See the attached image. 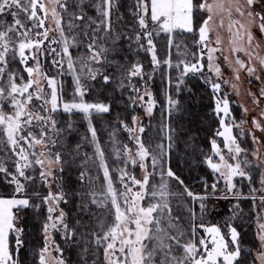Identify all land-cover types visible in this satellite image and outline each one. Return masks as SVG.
Masks as SVG:
<instances>
[{
    "label": "snow or ice",
    "instance_id": "snow-or-ice-1",
    "mask_svg": "<svg viewBox=\"0 0 264 264\" xmlns=\"http://www.w3.org/2000/svg\"><path fill=\"white\" fill-rule=\"evenodd\" d=\"M52 4L51 18L55 28L50 29L45 27V20L49 15V10L45 4L40 3V0H0V17L11 16L12 22L9 23L4 19H0V131L6 137V144L12 155L16 157L14 161V170L9 171L4 161H0V174H3L6 182L13 186L14 191L11 198L0 197V264H19L18 260L13 259L9 250V235L15 232L16 252L19 253L23 247L24 241L22 238L23 229L16 227L17 216L14 215V209H27L29 207L40 209L42 206L47 208V216L42 225V231L45 238L44 248L40 251V264H48L45 258V253L50 254V237L55 232H60L65 241H74L77 239L76 228L90 227L88 221L82 223L81 220L76 221V225L69 228L66 223V213L60 209L61 202H67V193L63 190L61 184L62 177L57 176V171L63 172L64 168L57 169V165L65 163L63 153L51 151L57 143L52 138L50 133L57 132V122L52 118L53 114L58 109V94H57V80L55 76H47V74L40 72L38 56L53 55L59 59H53V66L57 69L58 74H63V67L65 58L67 59V68L70 72L75 73V63L70 48L84 45L89 53L86 59H82L81 73L88 79L95 81L102 78L104 85L113 83V78L106 70H102L104 65L109 67L115 66L121 72V76L117 81V87L122 90L131 89V94L128 97V108L135 109L137 106L143 107L145 114L152 116L154 107L156 105L155 98L150 91H141L139 87L132 84L134 78L144 79L143 65L139 62L133 63L131 67L124 72V65L115 60H109V55H115L123 51L118 46V42L122 38H126L129 43V50H131V42L138 45L136 51L143 49L151 53L152 64L155 68L159 67L160 61L156 54V45L154 44V35L158 36L161 32L171 34L175 29H181L187 33L196 34L197 14L207 13V17L202 20L198 28L199 39L194 41L196 47L199 48V58L193 54L195 63L189 64L186 60H181L176 67L179 69L183 65V71L178 78L177 89L184 82V76L189 73L202 74L204 53L207 52V59L209 61V72L213 71L212 65L214 63L213 54L220 51L219 48L210 47V34L213 31L214 17L227 11L230 23L229 32L232 34L233 45L231 51L235 55L238 52H244L248 57L246 64L238 56L235 59V64L238 68H234L236 72V79H239V70L245 69L250 77L255 76L257 80L261 79L257 75L258 70H264V56H260L252 49L259 48V42L253 34V28H258L264 34V0H135L133 17L138 24L139 31L132 29L133 36L128 35L124 37V33L116 32L112 24V9L115 0H100L95 5L96 11L100 19L87 16L84 11L86 0H75L72 5L77 11L69 13V31H73L83 25L82 33H75L71 38L65 35L62 26V14L68 13L69 0H49ZM44 12V17L38 16L37 10ZM59 9V11L57 10ZM233 13L243 18L232 19ZM21 14L27 17V20L32 23L31 28H26L21 20ZM79 21L80 23H75ZM149 22H151V30L149 29ZM95 25V27H93ZM237 27V30L232 33V28ZM220 27H223V20H221ZM39 29H44L40 32ZM36 31L35 37L31 35ZM50 31H57L60 34V39L50 37ZM22 37L18 44L12 40V35ZM84 37V40L80 39ZM247 38L248 46L244 47L243 41ZM85 41L87 43L85 44ZM100 41H110L111 47ZM146 41V45L142 43ZM47 42V47L45 44ZM174 41L169 36L168 45L171 47ZM217 45L221 43L219 37L215 41ZM62 45L58 52L55 47L51 45ZM179 47V46H177ZM31 53L30 55L26 54ZM18 57L19 64L23 66V72L28 74V79L25 81L24 76L17 71L10 69V64L16 62ZM125 61L127 57H124ZM224 59H228L227 56ZM36 60V67H29L28 61ZM253 61L256 63L253 64ZM171 66V60L164 62ZM99 65V67H93ZM258 66V67H257ZM87 68L85 72L84 69ZM215 73L219 77L220 66L216 64ZM34 75L36 78L34 79ZM5 77L7 79L5 80ZM41 80H46L49 93L41 84ZM75 90L73 95L80 97V102H70L63 104L65 112H71L73 109L79 110L85 114H90L91 111L96 113H107L110 111V105L104 103H86L83 97L88 88L81 83V75L73 76ZM19 81V82H18ZM127 82V83H125ZM227 82V81H225ZM147 85L145 83V89ZM235 87V85H233ZM211 88L214 93H219L221 90L220 83H211ZM261 96H264V88L261 89ZM34 101H40L38 106H33ZM258 102V101H256ZM216 114L223 112L225 115L229 114V102L225 97L223 100L217 95L215 97ZM167 104L169 109L178 108L179 101L173 100L171 96L167 97ZM222 104V107H221ZM50 105V107H48ZM7 106L10 111L5 112L4 107ZM51 125V128L48 125ZM119 124L125 131L129 133L131 140L136 142L138 150L131 154V150L125 145V151L130 153L127 162L133 166L139 163V167L145 170L143 180H138L134 176L131 177L132 184L138 186L141 190L133 192V189L127 184L124 187L127 191L124 195V207L122 209L119 202V197L113 188V183L109 174L107 166L103 162V152L97 144V153L101 157V166L104 168V179L107 181V189L104 193H96L95 191L89 193L79 194L81 200H89L88 203H81L78 208L81 213L86 216L91 215V208L93 206L104 208L107 211L114 209V220L105 230L104 223L101 220L90 233L82 235L90 236L91 240L86 241L94 245L97 249L103 247L104 258L106 264H240V259L243 255L244 249L241 247L240 234L237 228L229 225L230 239L221 233V229L215 225L205 227L201 222L200 228L204 230L206 235L199 239V247L195 242L196 213L193 207L185 205L187 212L193 222L191 232L193 239L188 243L182 244L185 233L179 231L181 217L173 215V209L170 205V197H185L193 202L199 203L201 213L206 211V204L210 195H215L218 189V183H213L210 187L212 193H207L209 185L204 182L205 194H194L169 167L167 172L161 171V183L159 185H151L149 192L151 177L155 175V169L164 166V145L157 146L160 155H151L149 150L137 135L145 132V127L141 124L139 116H132V124L129 126L125 121H119ZM220 124L224 131L217 132L216 135L224 138L225 147L228 148L230 155L228 159L236 162L229 163L223 155L220 154L216 140L211 141L213 156H219L221 163H214L213 156L205 158V162L213 172L219 173V178L225 182V192L234 193L236 185L233 183L235 177L241 179L247 178L249 182L252 176L247 169L250 167H259V164L253 165V162L243 156V149L237 144L235 137L231 136V127L225 124L223 118L220 119ZM256 127L260 125L253 120ZM39 126L38 133L33 132V126ZM71 127V125H69ZM91 128V126H90ZM167 129L166 139L168 140V149L172 147V132L173 129L169 125H165ZM264 130V129H262ZM27 131V135H24ZM93 140H95V130L91 129ZM27 145V148L24 146ZM41 146V151L36 152V146ZM235 145V148L232 147ZM79 146H77L78 151ZM32 149L33 151H29ZM257 161L260 160L258 150L253 153ZM31 157V158H30ZM243 157V158H241ZM146 158L151 159V167L153 172L147 171V165L144 162ZM35 165L39 166V183L47 187V194H42L40 191L34 192L31 196L27 195L30 185H34L37 181L35 175H29V169H33ZM85 172H81L80 180H84ZM127 176V172L121 170V181ZM167 176L173 179L183 189V192H171L169 184L164 179ZM260 184L264 191V173L261 174ZM55 187L57 191L53 192L51 189ZM253 193L257 190L252 189ZM129 193H132L129 196ZM98 197H103L102 199ZM111 197V209L108 208L106 201ZM151 197L156 200L155 203H149L146 207L140 202ZM237 198H239L237 196ZM33 199L39 203L33 204ZM256 199L255 196L252 197ZM261 203H264V195L259 197ZM58 213V214H57ZM264 217L257 214V238L260 242L261 248L264 249ZM165 223L167 226L165 227ZM98 229V230H97ZM176 230V235H172L171 231ZM208 236L211 237L210 245ZM56 250L60 251L59 245H56ZM182 249L183 257L174 255V250ZM202 249V251H201ZM87 246L83 249L87 253ZM199 256V258H197ZM257 259L260 264H264V251L257 254ZM57 264H65L63 259L57 261Z\"/></svg>",
    "mask_w": 264,
    "mask_h": 264
},
{
    "label": "trees",
    "instance_id": "trees-1",
    "mask_svg": "<svg viewBox=\"0 0 264 264\" xmlns=\"http://www.w3.org/2000/svg\"><path fill=\"white\" fill-rule=\"evenodd\" d=\"M100 0H86L84 11L87 16L100 19L96 11L95 5ZM75 0H69L68 13L62 14V26L65 34L72 37L75 33L83 32V25L79 28L69 31V13L77 11L72 5ZM135 0H115L111 19L113 28L116 32L124 33V37L128 35L133 36L132 29L139 31L138 24L132 15L134 11ZM197 16H200L197 14ZM200 19V17H199ZM75 23H80L75 21ZM199 24L197 20L196 28ZM95 27V25H93ZM185 36L195 38L194 34L187 33ZM84 40L83 36H80ZM163 40L156 41L158 44L164 42ZM129 41L122 38L118 42V46L123 49L122 52L115 55H109V60H115L124 65V72L131 67L133 63L139 62L143 65L144 79L150 76L149 84L151 93L155 98L156 105L152 116L147 120V127L141 136V140L145 147L149 150L151 155H160L158 145H164V163L166 171L170 167L171 170L183 180L184 184L194 193L198 195L205 194L206 181L209 187L207 193L210 194L211 185L214 183L213 175L205 165V158L212 152L211 140L215 137V133L219 129V119L214 110L213 92L209 86L204 83L197 75H187L184 77V82L178 91L177 83L178 77L176 71L167 69L165 65L167 50L166 45L156 46L157 58L160 61L159 67L154 70L153 64L149 54L143 49L136 51L138 45L131 42V50H129ZM143 43V42H142ZM86 44V42H85ZM105 44L111 47L110 41H105ZM74 59H81L86 57L87 50L84 45L70 48ZM127 57L125 61L124 57ZM47 58V57H46ZM44 58L43 67L46 74L52 71V75L58 76L57 70L52 66L50 61ZM10 69L17 71L24 76L26 81L27 74L23 72L22 66L19 64L17 58L16 62L10 64ZM102 70H106L113 78V83L104 85L102 78L90 82L87 93L84 99L87 101L101 102L110 105V111L107 113H90L87 117L81 112H62L56 111L52 118L57 122V132L54 131L55 140L57 141L51 150L62 152L65 163L59 165L64 168V171L57 172L58 177H62L61 184L63 190L68 194L67 202H61L59 207L65 211L66 223L69 228L76 225L77 220L88 221L90 227L76 228L77 239L74 241H65L63 236L56 235V243L60 247V256L65 264H104L103 247L97 249L94 245L86 243L90 241V236H85V233H90L102 220L105 230L113 222V210L107 211L104 208L93 206L91 208V215L86 216L81 213L78 205L88 203L89 200H81L79 194L89 193L95 191L96 193H104V178L100 174V170L96 168L97 144L103 152L104 164L109 170V174L113 183L121 175V170L137 177L139 174L138 165L130 167L126 158L122 153V145L126 144L131 148L135 147L133 140L128 137L126 131L119 124L123 120L129 126L132 124V116H134V109L128 108V97L131 94V89L122 90L117 87V81L121 76V72L115 66L109 67L104 65ZM58 76V80L62 83L61 96L62 99H69L73 87V81L69 75ZM51 76V75H50ZM7 78V77H5ZM19 82V81H18ZM140 80L134 78L131 83L138 86ZM127 83V82H125ZM171 96L173 100L179 101L178 108L169 109L167 104V97ZM71 125V127H69ZM165 125H169L172 129V147L168 149V140L166 139L167 129ZM91 126V128H90ZM95 130V140H93L92 131ZM77 146H79L77 151ZM7 149V156L5 150ZM6 143L4 142L2 132L0 131V161H4L9 171H13L12 154H10ZM100 156V155H99ZM250 169L255 170L250 167ZM162 171V170H161ZM164 171V170H163ZM81 172H85L84 180H80ZM130 172V173H128ZM165 172V171H164ZM29 175H35L37 181L34 185H30L27 195L31 196L34 192L40 191L42 194H47V187L39 183V166H34L29 169ZM95 174V175H94ZM98 175V176H97ZM91 176L92 178H89ZM95 176H97L95 178ZM256 176H253L250 190L247 185L241 184L239 195H252L251 189H256ZM169 190L171 192H183V189L171 179ZM13 192V186H10L0 174V197H10ZM211 196V195H210ZM207 199L208 203L214 198ZM102 199L103 197H98ZM250 197L243 198V210L248 212V217H242L234 223L237 231L240 234L241 247L244 249L243 255L240 259V264H253V251L258 249V244L255 241L252 224V209ZM33 204L39 201L33 199ZM108 208L111 205L108 201ZM170 205L173 209V215L181 217L178 225L179 231L185 233L181 243L192 240V226L193 222L187 212L185 205L190 207L191 200L185 197H170ZM192 206V205H191ZM195 210L196 206H192ZM251 209V213H250ZM19 224L23 229L22 238L24 241L23 247L19 253L14 247V236L9 235V250L14 255L15 260L19 264H37L39 251L44 247V236L42 233V225L47 216L46 206L40 209L29 207L27 209H20ZM165 227L167 224L165 223ZM98 230V229H97ZM172 235H176V230L171 231ZM87 246V253L83 249Z\"/></svg>",
    "mask_w": 264,
    "mask_h": 264
},
{
    "label": "rangeland",
    "instance_id": "rangeland-1",
    "mask_svg": "<svg viewBox=\"0 0 264 264\" xmlns=\"http://www.w3.org/2000/svg\"><path fill=\"white\" fill-rule=\"evenodd\" d=\"M196 2L199 3L200 0H196ZM211 2H212V0H209V3H211ZM40 3L45 4V6L49 10V15H48L47 19L45 20V27L50 28V29L55 28V25H54L52 18H51L52 4L49 3V0H40ZM57 10L59 11V9H57ZM37 12H38L39 17H41V18L44 17L43 11L38 9ZM198 14L200 15V16H197V20L199 21V24L196 28L197 33L195 34L194 39L185 36L187 34V32L184 30H181V29H175V30H173V33H171V34L161 32L158 36L154 35V44L156 46L157 45H159V46L166 45V50H167L166 60H169V59L171 60V66H169L168 64H165V65H166L167 69L175 70L178 78L180 77L181 72L183 71V65H181V67L179 69L176 67V65L181 60H186L189 64L195 63L196 61L193 59V54L195 53L197 58H199V55H200L199 48L195 46L194 41L199 39L198 28H199L200 23H202V20L207 17V13H203L202 15L200 13H198ZM199 17H200V19H199ZM20 18H21V20L24 23L26 28L32 27V23L27 20L26 16L21 14ZM0 19H4V20L8 21L9 23L12 22L11 16L0 17ZM232 19H240L242 22H244L243 18L237 16L235 13H233ZM221 20H223V27H220ZM229 23H230V20H229L227 11H225L221 14H218L214 17L213 31L210 34L211 43L209 46L219 48L220 51H217L216 53L213 54V58H214V63L212 65L213 71L209 72V61L207 59L208 53L205 52L204 53V59L201 61V63L203 64V73L202 74L189 73L187 75H197L199 79H201L204 83H206L209 86V88L211 89L212 92H213V90L211 88V83H220V85H221L220 92L219 93L213 92L214 110L216 108L215 97L217 95H219L221 100H223L225 97L227 98V100L229 102V114L225 115L223 112H221L219 115L216 114L218 116V119H219V129L217 130V132L224 131V128L220 124V119L223 118L225 120V124L227 126L231 127V129H232V131L230 133L231 136L235 137L237 144L241 147V149L244 150L243 156H246L247 159L252 161L253 165L259 164L258 168L257 167H251L255 170H252L250 168L247 169V171L250 172L252 179H253L254 175L257 178L256 179V184H257L256 190L257 191L255 193L250 191V194H252L250 196L249 195H243V196L239 195L241 184L247 185V188H248L251 186L250 183H252L253 181L251 180V182H249V180L247 178L241 179L239 177H235L233 180V183L236 185L235 192L234 193H226L224 180L222 178H219V173L213 172V170L210 167H208V165L206 164V162L204 160L206 167H208V169L210 170V172L213 175L214 183L217 182L218 179H219V183H218V189L215 192V195L210 196V197L214 198L212 203L211 202L208 203L207 200L204 202L206 204V211L204 213H201L198 202L196 204H193V202L191 201V205L197 207L196 210L194 209L195 213H196V217H197V219L195 221L197 230H196V234H195L194 239H195L197 246L199 247V239L206 235L204 230L199 227L201 222L204 224L205 227H209V226H213V225L219 227L221 229V233L226 237V239H230L228 226L229 225L234 226V223L236 221L240 220L244 216L248 217V212H245L243 210V207H242V204L244 203V202H242L243 198H246V197L252 198L253 196H255L256 197L255 200L251 199V209H252V214H253V218H252L253 234H254L255 241L258 244V249L253 251V259H254L253 264H260V261L257 259V254L260 251H264V249L261 248L260 242L257 238L256 228H257V214H259L261 217H264V203H261V201L259 199L260 196L264 195V191H260V189L262 188V185L260 184L261 174L264 173V130H262V129H264V96H261V89L264 88V70H258V72H257V75L261 76L260 80H257L255 78V76L250 77L245 69L239 70V79L238 80L236 79V72L234 71V68H238V65L235 64V59L238 56L241 60H243L247 64L249 57L244 52H238L235 55L232 54L231 49H232L233 45L231 44L230 41L232 40L233 37H232V34L229 32ZM112 24H113V22H112ZM151 27H152L151 22H149V29L150 30H151ZM237 27L238 26L232 28V33H234L237 30ZM43 30L44 29H39L40 32H43ZM253 34L256 38V41L259 42L260 46H259V48H254L252 50L255 53H258L260 56H264V34H262L258 28H253ZM31 35L33 37H35L36 31H33L31 33ZM170 35L174 41V43L171 47H169V45H168V39H169ZM49 36L55 37L57 40L60 39V34L57 31H50ZM66 36L68 38H71L68 35H66ZM217 37H219L221 40V43L219 45H217L215 43V41L217 40ZM20 39H22V37H18L15 34L12 35V40L14 43L18 44ZM163 39H165V41L162 43L158 44L156 42L158 40H163ZM85 42L87 43V41H85ZM142 42L146 45V41H142ZM100 43H105V41H100ZM242 43H243L244 47L247 48L248 42H247L246 37ZM177 46H179V47H177ZM45 47H47V42L45 44ZM51 47H55L56 50L59 52L61 50L62 45L53 44V45H51ZM26 54L30 55L31 53L26 52ZM148 54L151 58V53H148ZM88 55H89V53H87L86 57H83V58L86 59L88 57ZM225 56L228 57L227 60L224 59ZM44 58H46L48 61H50V63L53 66V63H52L53 59H59V57H54L53 55H40V56H38L40 72L46 74V70L43 67V64L45 61ZM74 60L76 61L75 65H74L75 73H72L68 70L66 58H65L64 67H63V73H65L64 75H69L73 81V87H72L71 92H70V94H72V95L69 97V99H65V100L62 99V96L60 93L62 83H60V81L58 80V76H60V74H57L58 76H55L56 80H57V94H58V109H57V111L65 112L63 110V104L64 103H70L73 101L80 102V97L73 95L74 90H75V84H74V80H73L74 75H81V83L83 85H85L87 88L89 87V84L91 82L90 79H88L86 76H84L81 73L82 59H74ZM151 62H152V60H151ZM255 63L256 62L253 61V64H255ZM36 64H37L36 60H29L28 61L29 67H36ZM216 64H218L220 66L219 77L215 73ZM93 67H99V65H93ZM22 68H23V66H22ZM84 71L86 72L87 68H85ZM50 75L54 76V75H52V71H49V75L47 74V76H50ZM33 78L35 79L36 76L34 75ZM6 79L7 78H5V80ZM27 79H28V74L26 76V81H27ZM139 80H140V82H139L137 87H139L142 92L145 90L151 92L150 84H149L150 76L147 77L146 79H143V80L139 79ZM225 81H227V82H225ZM145 83L147 85L146 89H145ZM41 84L45 87L46 91L49 93V98H50V91L51 90L47 88L46 80H41ZM233 85H235V87H233ZM86 93H87V91H86ZM83 100L86 103H101V102L87 101L84 99V97H83ZM256 101H258V102H256ZM39 103H40V101H34L33 106L34 107L38 106ZM48 107H50V105H48ZM221 107H222V104H221ZM4 111L9 112L10 109L7 106H5ZM72 111L81 112V111L75 110V109H73ZM134 111H135L134 116H139L141 119V124L138 125L137 128L140 126H143L146 129V127H147L146 122L150 118V116L146 115L144 108L140 107V106H137L134 109ZM81 113L84 114L86 117L89 115V114H85L83 112H81ZM90 113H96V112L93 110ZM215 113H216V111H215ZM253 120H255L260 125V127H256V125L253 124ZM48 127L51 128V125L49 124ZM31 130L33 132L38 133L39 126L34 125ZM126 133L129 137V133L127 131H126ZM216 133H215V135H214L215 137L213 139L216 140L220 154L223 155L225 157V159L228 160L229 163L234 164L236 161L230 160L228 158L230 155L234 156L235 153L234 152L231 154L229 153L228 148L225 147L224 138L222 136L216 135ZM142 134L137 131V135L140 138H141ZM2 135H3V132H2ZM24 135H27V131H25ZM50 135L52 136L53 139L55 138L54 132L50 133ZM3 139H4V141H6V137L4 135H3ZM133 142L135 144L134 148H131L126 144L122 145V153L124 154L126 161L128 160V155L130 153L125 151V145L127 146V148L129 150H131V154H134L138 150V146L136 145V142L134 140H133ZM24 146L27 148V145H24ZM7 147H8V145H7ZM232 147L235 148V145H232ZM211 148H212V145H211ZM34 150L36 152H39L42 149H41V146L37 145ZM257 150H258L259 155H260L259 161H257L256 158L253 156V153ZM29 151H33V150L29 149ZM51 151L53 153H55L53 150H51ZM10 154H12V153H10ZM5 156H6L7 161L9 162V157L7 156V149L5 150ZM155 156H157V155H155ZM209 156H213V152H211ZM241 158H243V157H241ZM12 159H13L12 165L14 167V161H15L16 157L14 155H12ZM103 161H104V159H103ZM144 162L147 165V171L153 172V169L151 167V159L146 158ZM213 162L214 163H221L219 156H213ZM96 164H97L96 168L101 171L100 174H102V176L104 178V168L101 166V157L98 154L96 155ZM128 164L130 165V167L133 166L130 162H128ZM137 165L139 167V163ZM56 167L58 169L59 165H57ZM161 170L162 171L164 170L165 173L167 172L165 163H164L163 169H161L160 167H157L155 169V175L152 176L151 180H150L149 192L151 191V185H159L161 183V176H160ZM128 173H130V172H128ZM144 175H145V170L141 169L139 167V174L135 178L142 181ZM97 176H95V178ZM120 177H121V175L118 177V179L115 183H113V182L112 183H113V188L115 189V191L119 197V202L121 204V207L123 209V207H124V195L123 194L127 191V189L124 187V185L127 184L129 187H131L133 189V192L140 191L141 189L138 186H135L132 184L131 174H127V176L124 178L123 182L121 181ZM89 178H92V177L89 176ZM164 179L168 182L169 188H170L171 179L167 178V176H165ZM106 189H107V181H105V179H104V191L105 192H106ZM248 189L250 190V188H248ZM51 190L53 192L57 191V189L55 187H53ZM13 191H14V188H13ZM210 193H212V188H211ZM131 194L132 193H129V196H131ZM237 196L239 198H237ZM3 198H11V196L10 197H3ZM107 201L111 205V197H109ZM155 202H157V201L153 200V199H151V197H149L148 199L141 201L140 203L146 207L149 203H155ZM191 205H190V207H192ZM251 209H250V213H251ZM112 210H113V220H114V209H112ZM13 211H14V215L18 217V219L16 220V227L20 228L19 212L16 209H14ZM261 222H264V220H261ZM42 233H43V231H42ZM11 234L14 236V247L16 249L15 239H16L17 234L15 232H11ZM57 234L59 236H63L60 232H55L51 235L50 242H51L52 246L50 247V254L45 253V258L48 261V264H57V261L62 259L60 256V251H57L56 247H55L57 245V243H56V235ZM207 238L209 240V246H211L210 245L211 237L208 236ZM192 239H193V235H192ZM185 243H188V242H184L182 244H185ZM44 245H45V238H44ZM40 251H41V249H40ZM40 251H39V257H40ZM201 251H202V249H201ZM173 254L178 256V257H181V258L184 255L182 249L174 250ZM12 256H13V259H15L13 254H12ZM39 257L37 258L38 259L37 264H40ZM197 258H199V256H197ZM103 259H104V264H106V261L104 258V252H103Z\"/></svg>",
    "mask_w": 264,
    "mask_h": 264
}]
</instances>
